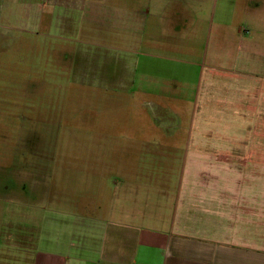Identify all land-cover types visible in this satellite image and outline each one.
Listing matches in <instances>:
<instances>
[{
    "label": "crops",
    "instance_id": "obj_1",
    "mask_svg": "<svg viewBox=\"0 0 264 264\" xmlns=\"http://www.w3.org/2000/svg\"><path fill=\"white\" fill-rule=\"evenodd\" d=\"M44 2L30 5L25 20L38 25L46 22L70 34L78 26H71L76 19L72 15L81 10L91 25L110 23L113 29L118 25L113 40L127 31L124 39L132 44L136 42L132 25L144 16L143 28L150 27L148 36L163 41L153 44L163 54L135 49L129 56L163 58L166 110L169 99L182 104L185 91L210 81L212 75L201 82V44L206 28L221 27L213 39L215 58L230 59L229 69L223 72L232 78L222 84L226 92L219 100L226 107L223 120L229 131L214 125L184 135L177 130L180 110L176 108V129H163V143L133 149L138 154L163 155L162 161H145L138 169L132 163L116 165L113 172L120 178L110 202L101 201L102 206L91 214L61 213L40 206L37 216L32 212L30 228L18 233L16 243L22 240L28 246L15 250L9 239L4 240L0 264H264V69L246 72L234 65L240 59L239 44L248 47L250 41L258 48L256 42L264 40V0ZM62 9L63 16L53 14ZM234 25L258 28L242 29L251 38L245 41L227 29ZM145 42L141 40L136 48ZM262 48L257 52L263 57ZM132 66L140 68L137 61ZM223 137L229 139L227 145H222ZM234 137L240 140L236 143ZM199 139H208L207 144L201 145ZM174 154L191 155L190 161L178 164ZM41 194L35 188L34 202L52 198L47 191ZM19 251L22 254L17 257Z\"/></svg>",
    "mask_w": 264,
    "mask_h": 264
},
{
    "label": "rangeland",
    "instance_id": "obj_2",
    "mask_svg": "<svg viewBox=\"0 0 264 264\" xmlns=\"http://www.w3.org/2000/svg\"><path fill=\"white\" fill-rule=\"evenodd\" d=\"M39 3L46 4L44 0H0V183L10 190L0 192V249L7 239L15 250L28 246L22 240L16 243L18 233L30 228L32 212L37 216L40 206L61 213L91 214L96 206H102L101 201L110 202L120 178L113 172L116 165L132 163L138 169L139 163L162 161L163 155L138 154L133 149L163 143V129H176V108L180 110L177 130L184 135L213 129L214 125L229 131L223 120L226 107L219 100L226 92L222 84L232 78L223 72L229 69L230 59L215 58L217 44L213 39L221 27L206 28L201 44V82L212 75L210 81L185 91L182 104L176 103L179 99H169L166 110L163 58L129 56L135 49L163 54L153 46L163 41L148 36L150 27L143 28L144 16H138L132 25V39H136L132 44L124 39L127 31L113 40L118 25L117 29L110 23L91 25L81 10L72 15L76 19L71 26H78L70 34L46 22L39 26L25 20L29 6ZM44 8L47 12V5ZM58 13L63 16L64 10L53 14ZM250 27L227 29L234 38L249 41L250 36L241 30L250 32ZM143 39L144 47L136 48ZM247 45L239 44L240 59L234 65L246 72H260L264 55H258L257 50L264 47V40L256 42L258 48L250 41ZM133 61L140 68H133ZM228 140L223 137L222 145ZM199 141L206 145L208 139ZM173 156L178 164L191 157ZM100 182L104 184L99 186ZM35 188L40 194L47 191L52 198L34 202ZM21 254L19 251L17 257Z\"/></svg>",
    "mask_w": 264,
    "mask_h": 264
},
{
    "label": "flooded vegetation",
    "instance_id": "obj_3",
    "mask_svg": "<svg viewBox=\"0 0 264 264\" xmlns=\"http://www.w3.org/2000/svg\"><path fill=\"white\" fill-rule=\"evenodd\" d=\"M36 155H39V156H41V154H37V153H35ZM4 170V169H3ZM11 179V178H10ZM12 182L13 181H15V180H11ZM8 182V181H7ZM9 183V182H8ZM16 184H17V182L15 183V186H16ZM10 185V184H9ZM0 192L1 193H8V192H10V190H8L7 189V187H5L4 185L2 186V184L0 183ZM14 185H13V183H12V187H13ZM26 186V185H25ZM23 187V186H22Z\"/></svg>",
    "mask_w": 264,
    "mask_h": 264
}]
</instances>
